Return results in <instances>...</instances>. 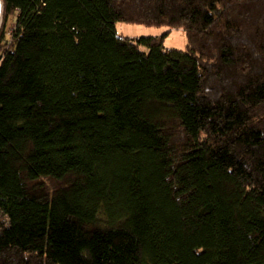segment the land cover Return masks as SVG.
Returning <instances> with one entry per match:
<instances>
[{
    "label": "trees",
    "instance_id": "obj_1",
    "mask_svg": "<svg viewBox=\"0 0 264 264\" xmlns=\"http://www.w3.org/2000/svg\"><path fill=\"white\" fill-rule=\"evenodd\" d=\"M1 2L0 264H264V0Z\"/></svg>",
    "mask_w": 264,
    "mask_h": 264
},
{
    "label": "rangeland",
    "instance_id": "obj_2",
    "mask_svg": "<svg viewBox=\"0 0 264 264\" xmlns=\"http://www.w3.org/2000/svg\"><path fill=\"white\" fill-rule=\"evenodd\" d=\"M114 30L117 36L122 39L160 38L164 36L163 47L165 50H175L179 52L186 51L187 40L184 32L181 30L119 23L115 25ZM140 50L147 52L146 48H140Z\"/></svg>",
    "mask_w": 264,
    "mask_h": 264
},
{
    "label": "water",
    "instance_id": "obj_3",
    "mask_svg": "<svg viewBox=\"0 0 264 264\" xmlns=\"http://www.w3.org/2000/svg\"><path fill=\"white\" fill-rule=\"evenodd\" d=\"M2 10H3V6H2V2L0 0V25H1V21H2Z\"/></svg>",
    "mask_w": 264,
    "mask_h": 264
}]
</instances>
